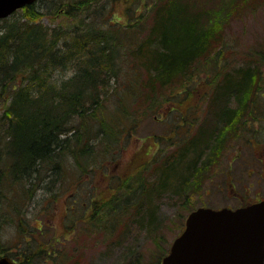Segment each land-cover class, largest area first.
Segmentation results:
<instances>
[{
	"label": "trees",
	"instance_id": "1",
	"mask_svg": "<svg viewBox=\"0 0 264 264\" xmlns=\"http://www.w3.org/2000/svg\"><path fill=\"white\" fill-rule=\"evenodd\" d=\"M188 2L38 0L0 20V232L9 226L20 236L12 248L0 234V256L17 264H41L61 255L53 244H37L36 237L45 236L33 234L28 210L57 204L64 191H77L68 198L64 218L71 229L80 222L84 235L107 236L136 217L151 222L155 194L181 184L193 170L200 174L205 169L214 147L205 151L204 162L196 163L189 145L200 126L192 140L170 142L174 150L167 153L160 148L165 138L158 139L155 153L124 176L111 173L108 165L119 159L123 140L136 134L139 118L148 111L151 116L172 112L178 87L186 90L183 83L205 72L210 62L206 53L217 38L214 30L200 28L199 15ZM119 9L125 21L116 18ZM43 16L52 24L44 23ZM221 53L215 52V64L223 62ZM228 78L217 88L222 90L217 102L235 101L237 84ZM249 103L242 106L246 112ZM193 127L177 122L169 132L187 137ZM212 136L213 146L221 142ZM96 174L108 179L104 195L95 196L88 188ZM70 241L57 243L62 249ZM139 255L130 264H144Z\"/></svg>",
	"mask_w": 264,
	"mask_h": 264
},
{
	"label": "rangeland",
	"instance_id": "2",
	"mask_svg": "<svg viewBox=\"0 0 264 264\" xmlns=\"http://www.w3.org/2000/svg\"><path fill=\"white\" fill-rule=\"evenodd\" d=\"M188 3L192 11L199 15L200 28L214 30L211 32L217 38L212 51L206 53L209 54L207 59L210 62L205 65V72L183 83L185 85L182 88L186 90L178 87L179 101L172 112L167 114L165 111H160L151 116L148 111L139 118L140 124L136 134L123 140V150L116 156L119 159L108 165L111 173L124 176L155 153L158 139L165 138L164 141H167L160 146V148L164 147L162 151L167 153L174 150L169 146L170 142L174 144L179 140L190 141L196 136V131L200 127L202 131L198 138L195 137L194 142L189 144L191 155L196 163L199 160L204 162V158H208L206 152L211 151L209 149L211 145L215 149L213 158L209 157L205 169L200 171L202 173L198 174L199 172L193 170V173L188 178H184L181 184L178 183L170 190H161L154 195L149 205L151 208H156L151 222H148V218L136 217L133 223L120 225L116 231L107 236L102 232L84 235L86 231H79L83 229L80 227V222H75L71 229L72 224L64 221L66 209L71 202L68 198L71 193H77L75 189L64 191L59 199L60 202L49 204L46 209L34 204L35 207L28 210L31 215L28 218L30 227L35 231L33 234L42 233L45 236L43 239L36 237L37 244H53L61 253L41 264H56L63 258L66 260L64 264H130V262L135 263L133 256L139 254L140 259L143 255L144 264H161V260L158 261L160 254L168 253L170 244L181 232L185 216L190 210L206 206L214 210L228 207L235 209L240 206V200L238 201L240 196L250 200L253 195L260 193L258 190L264 193L262 186L255 185L257 181L253 179L255 173H250L251 166H247L252 149L246 147L249 144H245L246 138L239 141L244 135L239 121L247 118V125L256 131L259 122L252 120L250 113L256 108L264 110V58L260 57V54L264 53L262 51L264 50V0H189ZM120 14L121 9L116 12V18L125 21ZM42 21L52 24L51 18L46 16H43ZM221 49L220 58L224 60L221 64L219 62L215 64L214 54ZM257 73L259 77L257 76L256 79ZM225 76L229 77L228 79L232 78L237 84L236 92L234 91L236 98L235 101L229 98L224 103L217 102L216 98L222 94V90L217 88L224 86ZM246 76L250 77V82L243 83ZM214 92L218 93L214 99L216 102L207 104L209 99L212 100ZM246 102H251L247 112L242 108ZM142 106L144 104L140 107ZM139 110L140 113L144 112L142 108ZM226 116H232L231 122ZM180 120L194 125L195 129L191 135L185 137L186 133L181 132L180 136L176 137L169 132L177 122H180V126L186 125ZM174 122L176 123L172 126ZM210 135H213L212 137L215 135L221 141L215 142L217 147L212 145ZM248 137L255 141L264 140V135L256 136L251 133ZM197 165L199 169L203 166L199 163ZM152 177L158 178V174ZM100 178L101 176L96 174L94 184H88V188L94 189L95 196L104 195V190L110 188L108 179L100 180ZM38 210L41 213L33 215ZM0 234L2 242L9 247L19 242L20 236L15 234L14 227L7 226ZM65 239L66 242L71 241L61 249L62 244L58 243L64 242Z\"/></svg>",
	"mask_w": 264,
	"mask_h": 264
},
{
	"label": "water",
	"instance_id": "3",
	"mask_svg": "<svg viewBox=\"0 0 264 264\" xmlns=\"http://www.w3.org/2000/svg\"><path fill=\"white\" fill-rule=\"evenodd\" d=\"M37 0H0V20ZM162 264H264V200L237 210L198 208L187 215ZM0 264H15L0 257Z\"/></svg>",
	"mask_w": 264,
	"mask_h": 264
},
{
	"label": "flooded vegetation",
	"instance_id": "4",
	"mask_svg": "<svg viewBox=\"0 0 264 264\" xmlns=\"http://www.w3.org/2000/svg\"><path fill=\"white\" fill-rule=\"evenodd\" d=\"M252 111L253 112L250 113L252 114V120H255L257 123L259 122V128L255 131L253 127H249L247 125V118H244L240 121L238 120L239 126L241 127V131L244 132V135L242 136L243 138H241L239 141H242L244 138H246L245 144L249 143L248 145H246V147L252 149L249 154V161L247 163V166H251V174L255 173V178H253L255 182L257 181L255 185L262 186L264 192V140L259 139L258 141H255L253 138L248 137V135L251 133L256 136L264 135V110H262L261 108H256ZM258 191H260V193H258L257 195H253L250 200L248 198H245L244 196H240L238 198V201L240 200L239 207H245L253 203L262 202V200H264V193H262L261 190ZM184 224L182 226L181 232H179L178 235H180L184 231Z\"/></svg>",
	"mask_w": 264,
	"mask_h": 264
}]
</instances>
